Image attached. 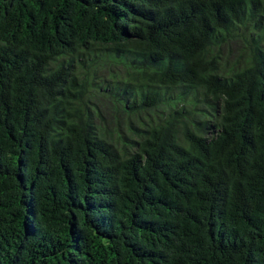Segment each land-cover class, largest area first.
I'll return each mask as SVG.
<instances>
[{"label": "trees", "instance_id": "1", "mask_svg": "<svg viewBox=\"0 0 264 264\" xmlns=\"http://www.w3.org/2000/svg\"><path fill=\"white\" fill-rule=\"evenodd\" d=\"M0 264H264V0H0Z\"/></svg>", "mask_w": 264, "mask_h": 264}, {"label": "rangeland", "instance_id": "2", "mask_svg": "<svg viewBox=\"0 0 264 264\" xmlns=\"http://www.w3.org/2000/svg\"><path fill=\"white\" fill-rule=\"evenodd\" d=\"M100 102H101V103H100ZM97 104H98V105L100 104V106H105V105H106L105 101H98Z\"/></svg>", "mask_w": 264, "mask_h": 264}]
</instances>
